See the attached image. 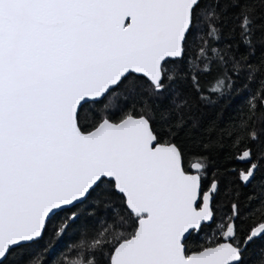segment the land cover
I'll return each mask as SVG.
<instances>
[{"label": "snow or ice", "instance_id": "6c2138e0", "mask_svg": "<svg viewBox=\"0 0 264 264\" xmlns=\"http://www.w3.org/2000/svg\"><path fill=\"white\" fill-rule=\"evenodd\" d=\"M260 9L264 0H0V264L61 212L54 236L66 235L94 193L104 213L80 228L73 264H264V198L251 207L249 197L259 222L243 236L234 201L219 235L188 248L215 221L220 185L204 190L207 157L186 170L172 139L195 100L234 99L255 84L226 130L233 147L244 145L233 158L249 165L239 183L255 179L264 153L253 162L249 145L259 140L251 125L253 101L264 107V58L249 57ZM237 30L239 43H229ZM240 44L248 55L237 56ZM105 97L120 119L86 123L84 105ZM44 251L22 264H40Z\"/></svg>", "mask_w": 264, "mask_h": 264}, {"label": "trees", "instance_id": "16d2710c", "mask_svg": "<svg viewBox=\"0 0 264 264\" xmlns=\"http://www.w3.org/2000/svg\"><path fill=\"white\" fill-rule=\"evenodd\" d=\"M230 11L234 13L238 9H231ZM260 11L264 13V9H260ZM256 24L258 27L254 37L255 52L249 57V62L251 63H256L264 58V15L256 21ZM228 42L233 44L239 43L238 30L234 34V39ZM248 53L249 49L240 44L239 50L236 53L237 56L248 55ZM182 91L185 95H193L186 88L182 89ZM256 91L257 85L253 84L234 99L225 97L217 100L216 97H212L214 103L195 100V107L190 114L186 115V122L183 126L173 129L175 135L172 139L183 152L185 169L188 170L192 163L197 162V156L203 155L207 157L208 165L202 180L204 190L207 189L213 179H217L220 185V191L214 200L215 221L203 231H200L198 234L193 233L188 238L187 246L189 249H196L200 245L207 246L208 241L213 239L214 232H216L217 236L219 235L216 225L226 214H230L231 204L234 201L239 206L240 218L236 223L241 236L249 230L254 222H259L258 216L253 218L249 215V197L255 198L252 201L251 207H255L264 198V163H262L261 170L257 172L255 179L250 184L246 186L240 184L237 176L241 169H246V166L237 163L233 157L243 151L244 145L241 144L239 148L233 147V140L226 132L230 125L238 121L239 110L246 105V98ZM259 99L258 97L256 101H253V103L257 104V108L255 110L254 122L251 126L259 134V140L249 145L255 153L253 162H260L257 160V157L261 153H264V108L259 106ZM117 103L121 107L124 106L122 99H118ZM164 103L167 104V100ZM106 104H108L107 97L95 104L91 101L85 104L81 110V114L88 117L85 122L91 124L96 114L108 116L114 121L119 120L122 113L115 107L106 108ZM232 169L236 171L233 172ZM96 197L97 194L94 193L89 200L77 205L76 210L80 213V220L75 225L69 227L66 235L60 238L54 236L53 224L67 215V213L61 212L59 216L53 217L48 222L47 230L43 233L42 238L36 243L27 246L17 256L10 258V264H22V261L29 255L40 252L45 248H47V251L43 252L40 264H73L79 258L82 251L77 247L80 243V228L87 225L91 229L95 222L90 218V214L95 213L102 216L104 213L102 207L96 206ZM121 200V197L113 198V202L123 213L124 209ZM259 243H264V241Z\"/></svg>", "mask_w": 264, "mask_h": 264}, {"label": "flooded vegetation", "instance_id": "af4514ba", "mask_svg": "<svg viewBox=\"0 0 264 264\" xmlns=\"http://www.w3.org/2000/svg\"><path fill=\"white\" fill-rule=\"evenodd\" d=\"M238 155H239V154H238ZM235 161H236V159H235ZM236 162H237V161H236ZM237 163H240V162H237ZM241 164H242V165H245L246 168L249 167V165H248L247 163H242V162H241ZM244 186H245V185H244ZM208 187H209V186H208ZM208 187H207V189H208ZM207 189H206V190H207Z\"/></svg>", "mask_w": 264, "mask_h": 264}, {"label": "water", "instance_id": "95a60500", "mask_svg": "<svg viewBox=\"0 0 264 264\" xmlns=\"http://www.w3.org/2000/svg\"><path fill=\"white\" fill-rule=\"evenodd\" d=\"M264 108V107H263ZM237 162H240V161H238V160H236ZM241 163V162H240ZM242 163H245V162H242Z\"/></svg>", "mask_w": 264, "mask_h": 264}]
</instances>
